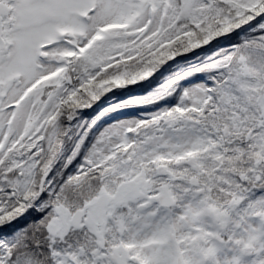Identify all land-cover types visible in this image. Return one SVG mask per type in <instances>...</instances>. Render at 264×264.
Instances as JSON below:
<instances>
[{
    "label": "snow or ice",
    "instance_id": "obj_1",
    "mask_svg": "<svg viewBox=\"0 0 264 264\" xmlns=\"http://www.w3.org/2000/svg\"><path fill=\"white\" fill-rule=\"evenodd\" d=\"M0 264H264V0H0Z\"/></svg>",
    "mask_w": 264,
    "mask_h": 264
}]
</instances>
